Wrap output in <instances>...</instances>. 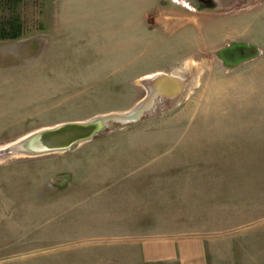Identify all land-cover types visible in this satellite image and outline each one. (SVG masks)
Masks as SVG:
<instances>
[{
  "label": "rangeland",
  "instance_id": "obj_1",
  "mask_svg": "<svg viewBox=\"0 0 264 264\" xmlns=\"http://www.w3.org/2000/svg\"><path fill=\"white\" fill-rule=\"evenodd\" d=\"M214 1L191 55L186 33L155 37L90 0L17 1L21 38L0 45V151L132 110L159 70L185 85L67 152L0 155V264H128L121 245L172 234L264 264V0ZM11 17L2 2L0 22ZM235 44L252 53L231 63Z\"/></svg>",
  "mask_w": 264,
  "mask_h": 264
},
{
  "label": "crops",
  "instance_id": "obj_2",
  "mask_svg": "<svg viewBox=\"0 0 264 264\" xmlns=\"http://www.w3.org/2000/svg\"><path fill=\"white\" fill-rule=\"evenodd\" d=\"M90 1L93 2L92 5L99 16L121 17L124 14L125 19L137 23V28L142 32H152L155 37L173 38L186 33L190 38V48L186 53L190 55L197 49L200 37H206L204 34L209 25L216 23L201 18L200 11L195 9L188 0ZM2 43L0 42V45ZM175 62L164 70H171ZM159 74L166 73L159 70L156 75ZM149 79L150 77L146 80ZM121 246L122 250L130 252L123 260L128 264H238L240 261L234 247L229 243L216 242L197 234L148 236L137 242L131 240ZM121 246L117 245L118 248ZM116 250L112 256L117 258L122 252ZM121 256L125 257L123 253ZM103 261L101 259L99 264H103Z\"/></svg>",
  "mask_w": 264,
  "mask_h": 264
},
{
  "label": "water",
  "instance_id": "obj_3",
  "mask_svg": "<svg viewBox=\"0 0 264 264\" xmlns=\"http://www.w3.org/2000/svg\"><path fill=\"white\" fill-rule=\"evenodd\" d=\"M184 85L185 82L177 76L159 74L148 84L146 97L132 110L126 113L100 115L83 122H67L32 132L2 149L0 155L38 157L67 152L76 145L113 132L118 125L136 122L155 98L176 97L182 92Z\"/></svg>",
  "mask_w": 264,
  "mask_h": 264
},
{
  "label": "trees",
  "instance_id": "obj_4",
  "mask_svg": "<svg viewBox=\"0 0 264 264\" xmlns=\"http://www.w3.org/2000/svg\"><path fill=\"white\" fill-rule=\"evenodd\" d=\"M18 0H0V4L9 7L12 17L9 20L0 22V42L16 41L21 38L22 27L19 18L15 16V6Z\"/></svg>",
  "mask_w": 264,
  "mask_h": 264
},
{
  "label": "flooded vegetation",
  "instance_id": "obj_5",
  "mask_svg": "<svg viewBox=\"0 0 264 264\" xmlns=\"http://www.w3.org/2000/svg\"><path fill=\"white\" fill-rule=\"evenodd\" d=\"M192 6L199 11H210L216 9L218 6L216 1L214 0H188ZM248 52L252 53L251 50H247L246 46L243 44H235L233 46H229L226 51L222 52V57L226 59L228 62H235L237 60V56L239 58H245L248 55ZM249 53V54H250Z\"/></svg>",
  "mask_w": 264,
  "mask_h": 264
},
{
  "label": "bare ground",
  "instance_id": "obj_6",
  "mask_svg": "<svg viewBox=\"0 0 264 264\" xmlns=\"http://www.w3.org/2000/svg\"><path fill=\"white\" fill-rule=\"evenodd\" d=\"M157 76V75H156ZM151 79V78H150Z\"/></svg>",
  "mask_w": 264,
  "mask_h": 264
}]
</instances>
